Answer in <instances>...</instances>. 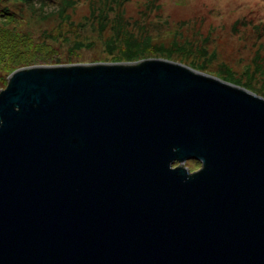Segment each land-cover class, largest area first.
Returning a JSON list of instances; mask_svg holds the SVG:
<instances>
[{"label": "water", "instance_id": "obj_1", "mask_svg": "<svg viewBox=\"0 0 264 264\" xmlns=\"http://www.w3.org/2000/svg\"><path fill=\"white\" fill-rule=\"evenodd\" d=\"M8 79L0 264H264L263 97L161 58Z\"/></svg>", "mask_w": 264, "mask_h": 264}, {"label": "rangeland", "instance_id": "obj_2", "mask_svg": "<svg viewBox=\"0 0 264 264\" xmlns=\"http://www.w3.org/2000/svg\"><path fill=\"white\" fill-rule=\"evenodd\" d=\"M127 19L145 24L150 38L146 41L135 34L129 39V52L145 43L172 58L153 54L138 60L115 58L123 55L128 44L122 41L121 31ZM0 28L29 40L30 57L51 60L17 66L23 56L15 60L8 53L7 37H0V92L8 86L10 75L25 67L161 58L249 90L247 84L264 98V0H0ZM39 44L48 51L35 52ZM192 60L204 63L205 70L191 66Z\"/></svg>", "mask_w": 264, "mask_h": 264}, {"label": "trees", "instance_id": "obj_3", "mask_svg": "<svg viewBox=\"0 0 264 264\" xmlns=\"http://www.w3.org/2000/svg\"><path fill=\"white\" fill-rule=\"evenodd\" d=\"M129 0H126V2ZM28 2V0H27ZM150 2H147V10H150ZM112 10V9H109ZM116 17L119 18L120 17V13L116 12ZM121 31L123 32V36H125V38L122 41H126L127 43L129 42V39H131L132 37H134L135 34H139L141 35L140 37L145 40L148 37V28L145 24L140 23L136 20L132 21V20H125L122 21V26H121ZM136 30V31H133ZM133 34H130L132 33ZM6 36L8 39V44L7 46L9 47V54L14 55L15 60L18 59L20 56H23L22 59H20L19 63L16 64L17 66L19 65H34V64H41V63H46L49 64L51 62L50 58L46 57V56H32L30 57L29 55V51H30V47L28 46V44H31V42H28L29 40H26V38L24 37H20L16 34H8L6 32V30H3L0 28V37ZM150 38H147L146 41H148ZM41 46V47H38ZM36 49L34 50L35 52H38L39 50H43L42 53H45L46 51H48V49L46 48V46H44V44H39ZM131 45L125 44L124 45V52L123 55H121L120 57H115V58H121L122 59H126V60H138L140 58H143L145 56H149L150 54L153 55H161V56H165L166 58H172V56L165 50H162L160 48H148L147 45H145V43L143 44V48L139 45L134 46L133 51L129 52L128 49L132 48L130 47ZM127 47V50L126 48ZM148 48V49H147ZM185 57L189 58V55H187L186 53L184 54ZM12 58V57H11ZM187 58L181 57L180 59L182 61H187ZM191 66H193L194 68H197L199 70H205L206 65L204 63H201L199 61H195L192 60L190 62ZM225 79L227 80H231V78L229 76H223ZM247 88H249V90H252L255 92V89L252 87H249L247 84L245 85ZM257 92V91H256ZM261 94V92H260ZM264 95V93H262Z\"/></svg>", "mask_w": 264, "mask_h": 264}]
</instances>
